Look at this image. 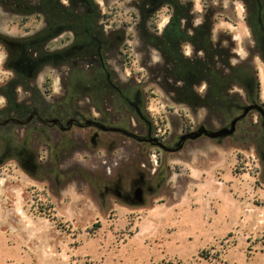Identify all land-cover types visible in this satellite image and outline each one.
<instances>
[{
  "label": "rangeland",
  "instance_id": "374dc122",
  "mask_svg": "<svg viewBox=\"0 0 264 264\" xmlns=\"http://www.w3.org/2000/svg\"><path fill=\"white\" fill-rule=\"evenodd\" d=\"M57 1L0 0V93L20 110L44 101L47 111L66 88L58 41L39 58L37 43H23L42 29L57 35ZM93 1L123 38L115 79L140 112L124 111L108 147L86 128L0 129V264H264V0H181L205 44L247 65L252 85L237 87L224 121L176 102L155 70L164 59L150 39L164 35L167 9L152 17L149 2L142 15L139 0ZM192 46L181 44L191 56Z\"/></svg>",
  "mask_w": 264,
  "mask_h": 264
},
{
  "label": "flooded vegetation",
  "instance_id": "af4514ba",
  "mask_svg": "<svg viewBox=\"0 0 264 264\" xmlns=\"http://www.w3.org/2000/svg\"><path fill=\"white\" fill-rule=\"evenodd\" d=\"M146 2L152 5V17L164 9L169 12L170 20L165 28L168 36L174 33L172 23L177 18H181L182 29H185L187 34L192 36H194L195 30L202 26V24H195L196 27H193V23H185L187 21L183 17L187 14V4L181 0H139L136 5L139 10L141 8L142 15L143 11L146 14L151 12L145 10L144 4ZM80 8L81 10H79ZM56 13L58 15L57 29L55 30L58 32L57 35L43 34L42 29L25 38L23 43L26 48L37 43L36 57L39 58L43 55V52L39 50L43 44L45 52H49V44L58 41L59 46L53 50L54 63H56L58 70H66L70 81L68 78L66 79L68 81L65 82L66 88H62L61 98H53L48 104L51 108L47 111L44 109L46 106L44 101L39 104L43 107L36 106L20 110L22 107L17 102L12 104V97L8 92L0 93V98L4 101V104H0V129L10 132L13 127H22L21 124H14L13 122L30 123L29 126L38 124L42 129L45 126L53 127L58 132H67L74 127L86 128L100 137L101 141L97 145L101 144L103 147H108V139L119 136L117 129L120 128L119 122H123L124 111L131 108L136 113L140 112L138 105L125 96L124 86L115 79L117 66L112 64L111 59L117 52L123 53L121 48L123 38L111 26V31L107 29V24L104 22L106 13H103L99 5L93 0H58ZM179 48L185 57L193 58L200 55L194 48L192 49V56L186 55L181 45ZM26 75L29 76L27 78L32 79L35 73L30 72ZM78 75H80L79 78L83 79V82L76 83V86L75 84L69 86ZM127 91L130 92L129 89ZM56 109L62 110L63 113L56 114ZM127 111L129 112V109ZM44 132L42 130V133ZM43 137L41 134L39 140L42 146H44ZM35 143L39 145L38 142ZM93 143L96 144L95 141ZM113 143L116 144L117 141L110 142L111 145ZM12 144L11 142L7 145L9 151L12 149ZM53 144L55 142H49L47 145Z\"/></svg>",
  "mask_w": 264,
  "mask_h": 264
},
{
  "label": "trees",
  "instance_id": "16d2710c",
  "mask_svg": "<svg viewBox=\"0 0 264 264\" xmlns=\"http://www.w3.org/2000/svg\"><path fill=\"white\" fill-rule=\"evenodd\" d=\"M42 1L45 4L52 0ZM44 8L41 9L49 14L50 9ZM55 8H58V3L51 10ZM180 20L177 18L173 21L174 33L171 36L166 30L162 37H149L150 42L162 51L164 59V64L156 66L155 70L163 74L166 89L173 94L176 102L186 103L192 108H206L210 118L224 121L238 107L237 102L241 101L239 93L234 92L237 87L244 89L242 84L252 85L244 71L247 65H231L228 51L214 50L209 43L202 41L205 33L203 27L197 28L192 36L182 29ZM185 42L195 46L197 51L203 50L204 56L185 57L179 48ZM204 84L205 91L199 95L197 88Z\"/></svg>",
  "mask_w": 264,
  "mask_h": 264
},
{
  "label": "water",
  "instance_id": "95a60500",
  "mask_svg": "<svg viewBox=\"0 0 264 264\" xmlns=\"http://www.w3.org/2000/svg\"><path fill=\"white\" fill-rule=\"evenodd\" d=\"M249 109H250V108H249ZM249 109H247V111H248ZM236 122H237V120L234 121V122L232 123V129H231V130L224 129V130L220 131L218 134H225V135H227V134H231V133H233V132L235 131V125H236ZM202 134H207V131L202 129V130L200 131V133L196 134V136H199V135H202ZM211 136H212V135H211ZM215 136H217V134H216ZM188 137H190V135H189ZM183 139H185V138H183Z\"/></svg>",
  "mask_w": 264,
  "mask_h": 264
},
{
  "label": "clouds",
  "instance_id": "9594fccd",
  "mask_svg": "<svg viewBox=\"0 0 264 264\" xmlns=\"http://www.w3.org/2000/svg\"><path fill=\"white\" fill-rule=\"evenodd\" d=\"M2 103H4V101H3V99H2V98H0V104H2Z\"/></svg>",
  "mask_w": 264,
  "mask_h": 264
}]
</instances>
